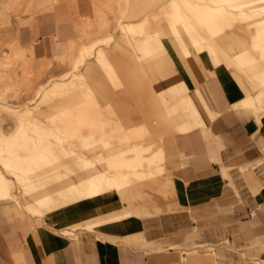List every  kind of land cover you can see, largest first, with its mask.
Wrapping results in <instances>:
<instances>
[{
	"label": "crops",
	"instance_id": "0c3cea01",
	"mask_svg": "<svg viewBox=\"0 0 264 264\" xmlns=\"http://www.w3.org/2000/svg\"><path fill=\"white\" fill-rule=\"evenodd\" d=\"M33 1L46 2L48 9L61 12L56 16L58 26L52 22L47 29L40 28V18L31 17L30 27L34 35H61L63 53L67 47L72 49L71 41L77 36L97 33L103 24L110 25L106 34H117L123 8L128 14L125 24H137L148 13L156 15L149 10L143 17L130 18L153 0H81L84 10L80 6L78 13L72 10L78 9L72 0ZM250 16H260L256 26L246 22V29L236 32L242 31L240 37L230 36L224 46L230 60H223L210 46L223 41L219 35H232L226 26L216 35L206 28L197 29L200 41L196 48L194 37L191 43L185 39L191 65L176 40L163 36L170 62H161L159 68H167L170 74L162 78L147 74L146 63L138 77L135 73L140 65L130 59L120 61L116 54L112 74L125 88L120 92L106 89L104 80L96 77L103 86L99 97L110 99L112 104L121 96L138 99L134 105L126 101L123 109L116 110L118 116L126 120L136 115L160 135L172 133L169 139L176 148L175 156L169 158L171 164L163 163V158L157 164L168 171L143 181L134 188V196L128 194L125 199L115 190L89 198H58L46 206L37 205V212L25 210V215L10 198L0 196V264H264V98L261 103L256 100L261 98L259 75L264 60L256 64L260 69L255 71L254 85L243 70L238 73L229 62L251 65L257 60L253 50H260L264 58V11L256 15L248 12L246 18ZM205 39L212 57L199 47ZM117 41L113 39L111 44ZM55 44L52 49L58 48ZM38 45L36 40L35 51ZM236 54L240 57L235 58ZM262 74L264 84V71ZM86 79L90 84L88 75ZM179 80L187 90L174 93L171 87ZM140 82L139 90L131 89ZM157 83V91L163 83L167 91L159 92L158 100L151 102V86ZM187 95L197 109L198 122L192 117L190 129L182 132L189 112L180 101ZM252 110L254 113L245 117ZM138 191L142 199L135 197ZM195 244L212 247L206 255H189L184 248Z\"/></svg>",
	"mask_w": 264,
	"mask_h": 264
},
{
	"label": "rangeland",
	"instance_id": "374dc122",
	"mask_svg": "<svg viewBox=\"0 0 264 264\" xmlns=\"http://www.w3.org/2000/svg\"><path fill=\"white\" fill-rule=\"evenodd\" d=\"M2 1L5 2L0 4V172L6 177L9 191L16 196L9 201L13 202L19 212L24 215L25 210L37 212V205L46 206L58 198H89L91 194L87 179L93 175L125 174V184L119 189L123 199L128 194L134 196V188L143 181L164 175L168 169H159L157 164L159 158H163L162 162L167 165L170 163L169 158H172L173 154L175 156L176 148L169 139L172 133L166 131L160 135L136 115H130L126 120L118 116L116 110L123 109L126 101L134 105L138 99L133 101L132 98L121 96L112 104L110 99L99 97L103 86L95 79H103L106 89L119 92L124 90L122 80L112 74L116 54L120 61L127 62L130 59L134 65H140L138 73H135L138 77H141L142 65L146 63L147 74L162 78L161 76L170 74L167 68L161 71L159 68L161 62H170L161 41L162 37H173L180 45V53L187 57L190 64L189 51H185L189 49L185 39H179L162 29L160 32L158 30L156 33L147 34L150 26L148 22L143 23L144 18L137 24H125L123 22L128 18V14L126 8H123L118 18L117 34H106L105 31L110 29V25L104 24L105 28L99 27L97 33L77 36L74 42L72 40L71 48L74 50L66 49L63 53L61 35H34L31 34L30 27L31 17L40 18V28L47 29L48 24L52 22L57 25L59 21L56 16H61L60 11L48 9L49 4L46 2L38 4L33 0ZM72 1L78 8L72 9L74 12L78 13L80 6L84 10V1ZM164 3V0H153L145 8L131 14L130 18L143 17L151 10L156 11V15L148 13L146 16L149 20L157 22L164 15L159 10ZM259 17H244L242 20L256 26L254 23ZM228 25L226 27H229ZM230 31L232 35L223 33L219 35L222 42H211L210 45L223 60H230L229 54L224 51V46L230 41L229 37H240L239 33L242 32L236 33L232 28ZM113 39L118 41L112 45ZM36 40L39 45L35 51ZM53 43H56L58 48L52 49ZM127 43L135 48L136 52L131 48L130 50ZM204 43L199 44V47L203 46L202 50L207 49L212 57L206 39ZM148 46L152 48L144 50V47ZM253 51L257 60L251 65L237 66L229 62L238 73L243 70L254 85L255 71L260 69L256 64L264 58L261 57L260 50ZM133 54H137V57H132ZM154 63L158 66H153ZM100 71H103L102 75ZM262 72L259 75L262 91L260 101L256 98L259 103L264 98ZM87 75L90 84L87 82ZM167 78L170 81L171 77ZM61 81L68 84H57ZM142 85L140 82L131 89L139 90ZM156 85L151 86V102L158 100L155 97L159 96V92L165 94L167 91L166 83H163L165 86L158 91L159 85ZM186 90L182 80H179L177 86L171 87L174 93ZM187 96L182 97L180 101L183 110L189 112L188 123L180 128L182 132L190 129L192 117L198 122L197 109L190 106ZM139 102L141 107L142 100L139 99ZM251 113L254 111L246 112L245 117H249ZM201 140L206 142L205 137H200ZM91 164L93 169L88 168ZM34 184L36 187H32ZM140 193L138 191L135 197L142 199ZM190 235L192 234L188 233L189 237ZM211 247L195 244L188 245L184 250L188 251L189 255H206Z\"/></svg>",
	"mask_w": 264,
	"mask_h": 264
},
{
	"label": "bare ground",
	"instance_id": "6f19581e",
	"mask_svg": "<svg viewBox=\"0 0 264 264\" xmlns=\"http://www.w3.org/2000/svg\"><path fill=\"white\" fill-rule=\"evenodd\" d=\"M160 8L161 9L159 10L164 15L163 17L161 16V18H159L157 22L149 20L147 16L144 17L143 23L146 24L148 22L150 30H154H148L147 34H151L153 32L158 31L159 29H162V31L164 30L165 32H171L179 39L190 38V42L191 37H194L196 48L197 42L200 41V38L198 39L197 29L206 28L214 35H216L217 32L221 31L227 24H229V28H232L233 30L235 28L236 31L239 30V28L246 29L245 23L240 22V19H243L244 17L246 18L248 12H251L253 15H256L261 11H264V0H210L209 2H207L206 0H167L164 4L160 6ZM103 26L104 24L100 27L105 28V26ZM193 33L194 35H192ZM68 38L71 40L70 36H68ZM150 47L152 48V46ZM150 47L147 49H151ZM72 49L74 50V48ZM185 51H189L191 60L190 50L186 49ZM67 54L69 56V52H67ZM234 56L235 58H238L240 57V54H236ZM194 72H196V68ZM57 84H59L60 86H66L68 82L61 81ZM261 94L262 93H260L259 95ZM186 98L190 106L193 109H196L191 96H187ZM88 168L93 169L94 167L91 164L90 167L88 166ZM125 179V174H119L118 176H90L87 179V185L89 186V194H91V197H94L103 192H108L111 190L119 192L121 186L125 184ZM32 187H36V184H34V186L32 185ZM9 190L10 188L6 181V177L2 172H0V196L12 199L16 198L14 193H11V191ZM87 226L91 227L92 225L89 224Z\"/></svg>",
	"mask_w": 264,
	"mask_h": 264
}]
</instances>
